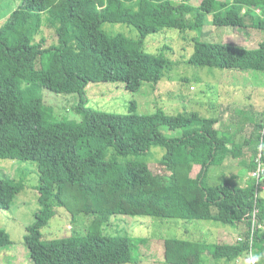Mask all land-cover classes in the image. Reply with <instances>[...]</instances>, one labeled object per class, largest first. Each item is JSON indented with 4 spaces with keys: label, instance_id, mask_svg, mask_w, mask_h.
<instances>
[{
    "label": "trees",
    "instance_id": "trees-1",
    "mask_svg": "<svg viewBox=\"0 0 264 264\" xmlns=\"http://www.w3.org/2000/svg\"><path fill=\"white\" fill-rule=\"evenodd\" d=\"M17 1L13 17L23 16L31 25L38 17L40 25L28 36L30 49L0 39V160L36 166L39 208L22 238L30 261L129 264L128 235L109 231L112 220L122 218L134 224L207 221L212 228L237 231L236 254L246 260L254 254L252 264H264V104L259 108L246 98L253 113L241 115L236 107L230 121L221 123L226 110L213 102L203 116L169 115L158 108L139 114L134 102L126 113L113 114L88 107L86 96L90 83H121L137 92L144 83L160 82L170 69L169 44L161 42L159 52L149 53L147 36L200 31L208 24L264 35V0ZM106 24L126 25L137 34L110 33ZM191 43L185 62L191 66L240 72L239 79L232 75L239 84L243 75L264 73V42L258 49L196 38ZM236 92L234 87L230 95ZM49 94H75L70 111L80 121L58 112ZM217 125L240 141L229 142ZM162 128L175 134H163ZM154 148L163 151L158 163L170 175L167 182L149 170V160L160 152ZM247 154L255 157L258 177L242 175ZM236 158L242 160L234 163ZM211 170L220 172L217 183L210 182ZM238 177L246 179L236 182ZM24 186L23 180L0 177V212L10 211ZM57 209L70 225L79 219L81 225L68 236L44 241L41 230ZM9 244V234L0 229V247ZM162 249L166 264H203L218 251L214 244L185 238H166Z\"/></svg>",
    "mask_w": 264,
    "mask_h": 264
},
{
    "label": "rangeland",
    "instance_id": "rangeland-1",
    "mask_svg": "<svg viewBox=\"0 0 264 264\" xmlns=\"http://www.w3.org/2000/svg\"><path fill=\"white\" fill-rule=\"evenodd\" d=\"M197 1L193 0L192 4L196 5ZM17 5V0H0V39L7 42L11 47L23 46L30 49L28 36L34 32L35 28L39 27L40 20L35 17L34 25H31L23 16L20 18L14 15L13 17L11 12H17ZM104 30L110 33H121L132 38L137 34L132 27L122 24H106ZM244 34L245 32L208 24L200 31H188L184 34L170 32L165 33V36L161 34L147 36L145 50L149 53L159 52L163 46L161 42L169 44V50L165 53L170 60V69L165 72L160 82L157 84L144 83L137 92L125 90L121 83H90L86 88L87 106L96 111L124 114L127 112L129 104L134 102L137 105V113L139 114H150L158 108L169 115H176L183 111H193L203 116L204 113L210 111L208 109L212 108L213 102L220 107V110H226L221 123L230 121V112L236 107L241 111V115H250L253 113L254 108L247 107L249 104H245V99L247 98L246 101H249L251 98L258 107L264 104V73H251L250 76L243 75L242 80L244 81L239 84L238 81L232 79V75L235 79H239L242 75L240 72L200 68L185 63L192 52V38L216 43L243 44L241 38ZM251 34V42L243 44V46L258 49L259 44L264 42V35L254 31H251ZM233 81L239 85L234 86ZM234 87L238 94L245 95V97L237 96V92L230 95V91ZM49 97L59 104L58 108L60 107V110L58 112L66 115L70 120L80 121V116L70 111L77 103L75 94H49ZM230 100L233 103L230 104ZM261 123L264 124V117ZM221 125H217L215 128L217 130L219 128L221 130L219 133L224 134L229 142L236 143L240 141L238 134L233 135L224 132ZM161 132L166 135L175 134V132H171L166 128H162ZM261 133H264V128L261 129ZM154 149L160 150V152L155 151V160H149V170L152 174L163 176V180L167 182L170 175L165 171L164 166L158 163L163 151L160 148ZM246 158L250 162L248 166L243 165L245 172L242 175L255 176L256 174L258 177L255 157L252 154H247ZM241 160L242 158H236L234 163ZM230 164L233 165L232 160H230ZM234 166L237 170L239 164H234ZM194 171L192 175H194ZM3 175L16 181L23 180L25 186L15 198L10 211L0 212V229L7 232L13 241V244L0 247V264H33L22 244V238L26 232V227L33 223L34 212L39 208L35 191L38 183L36 166L28 162L0 160V177H3ZM209 178L211 183H217L220 180L219 170H211ZM245 179L235 178L236 182L242 183ZM260 188L264 190V183L260 185ZM263 194L264 192H261V195ZM137 222L134 224V222L130 223L127 219L116 218L112 220L109 228L111 233L128 235L133 247V261L129 264H166L162 249L163 240L166 238L201 240L206 244L216 245L218 249L216 255L208 259L204 258L206 264H252L251 260L255 257L254 254H250L248 260H246L247 258L243 255L236 254L235 243L240 238L237 231L222 227L212 228L210 227L212 224L207 221L186 222L140 219V222ZM77 225H81L80 219L79 223L70 225L65 212L62 209H57V214L41 230L42 240L68 236L73 228L78 229ZM261 227L264 228V224Z\"/></svg>",
    "mask_w": 264,
    "mask_h": 264
},
{
    "label": "crops",
    "instance_id": "crops-1",
    "mask_svg": "<svg viewBox=\"0 0 264 264\" xmlns=\"http://www.w3.org/2000/svg\"><path fill=\"white\" fill-rule=\"evenodd\" d=\"M234 31V30H233ZM230 32H232L231 30H230ZM253 32V31H252ZM255 32V31H254ZM256 33H260V32H257L256 31ZM261 34V33H260ZM252 34H251V31H248V33H245L244 34V36H242V38H241V40L243 41V44H247V43H249V42H251V39H252V36H251ZM243 44H239L238 43V45H240V46H243ZM246 48H250V47H247L246 46ZM250 49H252V48H250ZM197 169V168H196Z\"/></svg>",
    "mask_w": 264,
    "mask_h": 264
}]
</instances>
